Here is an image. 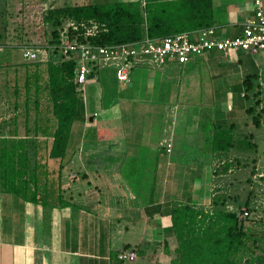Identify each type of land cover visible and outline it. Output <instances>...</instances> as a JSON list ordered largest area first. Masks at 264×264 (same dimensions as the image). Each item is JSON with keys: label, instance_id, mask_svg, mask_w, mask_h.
Instances as JSON below:
<instances>
[{"label": "crops", "instance_id": "crops-1", "mask_svg": "<svg viewBox=\"0 0 264 264\" xmlns=\"http://www.w3.org/2000/svg\"><path fill=\"white\" fill-rule=\"evenodd\" d=\"M211 3L217 37L238 34L253 9L252 0H211ZM260 5L264 11V0H260ZM226 52L207 51L183 64L136 65L144 68V73L140 68L132 67L129 74H133V78L144 75L145 93L153 98L122 99L126 103L115 102L104 107L105 115H99L96 110L89 114L85 106V84L95 81L96 73L105 68L111 70L110 75L114 78L113 69L105 66L89 74L80 93L83 115L72 122L61 163L54 159L44 160L51 172L58 169L64 175L65 170L66 182L70 185L66 189L61 186V192L67 193L68 204L58 206L51 202L49 209H43L15 194L0 191V264H109L112 253L123 245H128L135 253L131 264L137 257L150 264H164L167 256L162 250V242L170 236L168 218L158 212L160 204L175 200L205 207L209 200L211 166L218 159L212 155L215 148L212 149L209 140L211 129L216 124L235 123L231 133L235 139L236 129L245 127L249 117L232 115L244 111L242 104L237 103L238 97L234 103L237 111L230 112L235 117L233 120L230 121L227 115H213L210 90L234 87L235 82L242 88L244 76L255 73L256 83L260 85L259 105L264 104V71L258 74L255 64L244 56V74L239 83L237 78H231V74L239 69L230 62V55H224ZM258 53L264 55V49ZM235 56L240 64L242 54L235 53ZM198 66H205L207 79L213 80V84H206L205 76L195 78V71L202 69ZM134 68L137 71H133ZM103 73L107 74V71ZM129 74L128 87L132 86ZM200 86L207 90L206 94L201 95ZM187 94L188 99H185ZM238 96L244 97L242 90ZM1 99L0 139L12 138L14 129L15 137L22 138L26 125L24 115H13ZM150 101L153 106L164 105L165 115H152L155 110L151 111V107L150 115H138L142 110L140 106L144 102L150 105ZM192 103L195 106L189 107ZM202 107L208 111L207 115L201 114ZM13 116L15 123L11 121ZM32 119L30 116L29 122ZM109 124L113 126L109 128ZM119 126L122 129L115 130ZM87 128L98 131L86 137ZM144 130V142H137ZM42 139L43 136L32 138L14 151L19 156L22 152L26 154L25 166L28 160L33 166L35 154L42 161L48 150L46 144L40 143ZM165 143L170 144L168 151ZM142 152L145 153L140 154ZM151 183L159 187L150 193ZM71 184L78 187H71ZM103 194L105 199L101 198ZM43 211H47L48 220L41 218Z\"/></svg>", "mask_w": 264, "mask_h": 264}, {"label": "trees", "instance_id": "trees-1", "mask_svg": "<svg viewBox=\"0 0 264 264\" xmlns=\"http://www.w3.org/2000/svg\"><path fill=\"white\" fill-rule=\"evenodd\" d=\"M29 9L23 13H27ZM35 12L31 13L37 16L34 23L37 26L32 24L30 15H27V22L32 25L26 23L27 30L22 29L21 22V27L17 26L16 31L14 27L11 28V35L8 31L4 32V26L0 31V52L6 51L10 61L16 59L11 54L12 51H18L20 56V61L16 60L14 63L17 67L13 68V71L3 70L0 66V97L6 99V107L13 115H24L26 121L22 138L15 137L17 132L14 129L12 138L0 139V191L15 194L28 203L49 209L54 203L64 206L68 201L62 198L59 174L54 178L48 170L43 169L46 167L44 160L54 159L61 163L72 122L83 115L81 95L77 91V85L72 81L74 56L72 53L61 55L59 50L60 30L65 23L69 20L76 24L88 21L99 23L100 29L94 36H83L80 30L70 29L66 31V35L80 42L103 45L135 41L143 36L162 37L173 32L207 27L214 25L215 19L211 0H144L143 4L142 0L63 3L48 6L46 9L41 7ZM25 44L46 48V60L22 59L19 46ZM5 62L9 61L5 59ZM256 76L245 75L241 84L244 98L247 97V91H250L254 98L253 105L246 106L243 112L250 116L252 124L257 128L260 122L264 121L262 120L264 109L259 106L260 85L256 83ZM4 80L9 82L7 92L5 90L2 92ZM30 104L34 110L32 122H29L28 115ZM257 105L259 107L256 110ZM15 120L16 117L13 116L12 123H15ZM234 126L235 123L227 126L216 124L211 129L212 136L209 140L212 149L215 148L212 155L224 158L213 173L224 172L232 163L239 165L242 161L248 160L246 157L243 160L241 157L230 159L229 150L237 152L244 150L249 153L250 149L255 148L250 132H245L246 135L242 139H234L231 134ZM41 136L43 139L40 143L48 146L45 156L41 161L38 154H35L33 166H30L29 160L25 166L26 154L22 152L19 156L14 151L29 142L28 140ZM56 178L59 192L54 195L55 190L51 184L56 183ZM251 178L248 175L244 180L247 185ZM156 187L159 185L151 183L150 193L156 190ZM191 188L190 185L189 195ZM248 189L243 201L238 202L239 199L233 197L230 199L232 204L233 201L238 202L239 206L242 203L243 208L247 210L246 216L237 213L241 212L239 208L237 211L226 209L225 203L229 201L231 195L210 197L208 208L175 200L163 201L158 212L168 218L167 232L170 236L169 240L165 238L162 242V250L167 256L164 264H264V248H260L261 251L251 258L245 259L248 248L244 238L248 229L244 222L247 219L250 221L252 207L249 206V198L253 191L251 186ZM46 212H42L43 220H48ZM255 241V237L252 236L251 242ZM122 252L133 250L129 249L128 245H123L121 249L112 253L109 264H123L118 258Z\"/></svg>", "mask_w": 264, "mask_h": 264}, {"label": "rangeland", "instance_id": "rangeland-1", "mask_svg": "<svg viewBox=\"0 0 264 264\" xmlns=\"http://www.w3.org/2000/svg\"><path fill=\"white\" fill-rule=\"evenodd\" d=\"M113 1H121V0H0V31H2V26L4 29V32H9V34H12L11 28L14 27V30L18 29V27H21V22H22V29L24 28L27 30V26H25L26 23H29L30 26L31 23L27 22V15H30V19L32 20V24L34 26V23L36 22L37 16H35L36 13L35 11H38L39 8L42 7V9H46L48 6L52 5H61V4H72V3H89V2H95V3H104V2H113ZM144 1V0H142ZM29 2H32L34 4L30 5ZM30 8V9H29ZM26 9H29L27 13H23ZM33 12V13H31ZM3 21H5V25H3ZM18 26V27H17ZM33 29V28H32ZM9 35V39L11 38ZM7 39V38H6ZM12 40V39H11ZM14 41V40H13ZM230 52V53H229ZM235 53L242 54V57L240 59V64H237V59L235 58ZM12 55H14L15 61L18 60L20 61V56L18 51L14 50L11 52ZM260 53L256 54L254 53L253 55L243 53V52H231L227 51L224 53V55H230L229 59L231 63H234V68L239 69V71H236L235 74H231V78L235 79L240 83V79L242 75L244 74V67L245 64L243 62L244 56L248 58V61H251L255 64L256 70L258 74L260 72L264 71V55L259 56ZM5 59H7L9 62H5ZM15 61H10L8 58V54L6 51L0 52V66L3 70H11L13 71V68L17 67L14 65ZM166 64V62L164 63ZM163 64V65H164ZM167 64H172L170 62H167ZM174 64V63H173ZM135 68H140L136 67ZM150 67V66H147ZM202 67V66H198ZM134 68V69H135ZM133 71H137L136 69ZM141 72L144 73V68H140ZM235 69V70H236ZM106 70L107 74L103 73V71ZM109 70V72H108ZM153 72V71H152ZM111 70L110 69H103L99 70L98 73H96L95 77L98 76V78L93 81H88L87 84H85V91H84V97H85V106L86 109L88 110L89 114L92 112V110H96V112L99 113V115H105L106 110L104 107L108 106L109 104H114L115 102L118 103H126L122 99H127L130 101L131 99H150L153 98V95H147L145 93V77L140 76L139 78H133V74H129V79H131L132 86L128 87L127 82H121L120 84H117V80L115 81L113 77L110 75ZM158 73V70L157 72ZM171 73V72H168ZM242 74V75H241ZM255 74V73H253ZM194 75L196 76L195 78H199L202 76H205V79L208 80L205 82L206 84H213L211 79H207L208 77V72L206 71L205 66L202 67L201 70L195 71ZM210 81V82H209ZM1 82V78H0ZM86 82V81H85ZM119 82V81H118ZM254 82V81H253ZM3 90L7 92L9 90V82L4 80ZM215 85V84H214ZM235 87V88H234ZM234 87H228L224 88L223 90H220L222 88H215L213 87L210 91L212 92L213 95V105H210L211 109L213 110V115H227V118L231 121L235 117L232 115H246L243 111L242 112H234L232 115L230 112L234 109L237 111V106L234 104L236 102V99L238 97L237 103L242 104L243 108H245L248 105H253V100L251 92L247 91V97H239L238 94L240 90H243L239 84L236 85V82L234 84ZM237 87V88H236ZM194 89L196 92H198V88L194 86ZM188 90H191L190 88ZM187 91V90H186ZM199 91L201 95L204 93H207V90H204L201 86L199 87ZM264 91V90H263ZM4 92V93H5ZM229 92L231 96L228 95ZM236 93V95H235ZM80 95V93H79ZM188 95L185 99H188ZM196 96V94H195ZM193 96V97H195ZM121 97V100L118 101L117 98ZM192 97V99H193ZM201 98H204V96H201ZM42 99V98H41ZM40 99V100H41ZM191 99V98H190ZM191 99V100H192ZM195 100H198L197 98H194ZM4 98V102H5ZM3 102V99H2ZM8 102V101H7ZM233 103V105H232ZM152 102L150 101V105H146L145 102L142 106L141 111H139L138 115H150V107L152 108L151 111L155 112L152 115H165V107L164 105L160 104L159 106H153L151 105ZM194 103L190 104L189 107H193ZM188 106V105H186ZM264 109V104L259 105ZM258 105L256 106V110L259 107ZM164 107V108H163ZM99 108H101V111H99ZM164 111H163V109ZM115 109V108H114ZM34 113L32 104L29 106V113L28 115L32 116ZM45 113V112H44ZM113 114L117 115L116 112H113ZM202 115H207L208 111L202 107L201 111ZM91 115V114H90ZM170 115V114H168ZM262 120H264V115ZM147 124L149 121H146ZM235 122V121H234ZM114 124V123H113ZM113 124H109L108 127H112ZM122 127L119 126V128L115 130H120ZM248 131L252 133V142L255 144L254 150L250 149V152H237L233 150H229L228 156H230V159L235 158V157H241L240 159L243 160L244 157H246L248 160H253V162L245 160L239 163V165L231 164L229 168L226 171H216L213 173L214 169L217 167V165L224 160V158H218L215 162L212 163L211 166V173H210V180H209V188L210 192L208 193V198L213 197L214 195H231L229 198V201L226 202V209L228 210H234L237 211V208L241 209L243 208L242 203L239 206L240 201H243L246 191H248L249 186H251V189H253L252 194L250 196V204L249 206L252 207V211L250 213V221H245L244 224L247 227L248 231L246 234V238H244V243L247 246V253H246V258H251L254 254L259 253L261 251L260 248H264V121H262V125L259 127H255L250 119V116L247 118V124L245 123L244 126H240L238 129H236V139H242L246 134L244 131ZM98 129L94 128L93 130H90L87 128L84 132L85 136L88 137V134L91 132H96ZM146 135V130H144L143 135L140 139V141L143 143L144 141L142 140ZM147 138V137H146ZM249 151V150H248ZM145 152H142L140 154H144ZM223 154V153H220ZM40 157V156H38ZM37 158V157H36ZM41 158V157H40ZM248 161V162H247ZM43 169H46L50 172V174L55 178V175L58 177V174L60 176L59 183L61 186H63L64 189H66L70 183H67V175L65 173V170L63 171L64 175H61L57 169L52 170V172L44 167ZM256 172V173H253ZM53 173V174H52ZM252 173V174H251ZM250 175L251 182L249 185L244 181L247 176ZM48 175V179H50ZM56 183L54 185L51 184L52 188L55 190L54 195L58 194V186H57V181L58 178L55 179ZM87 186V185H85ZM71 187H78L74 186L71 184ZM91 187H88L90 189ZM205 192V190L203 191ZM62 198L66 199L65 196H67V193H62ZM205 195V193H204ZM106 195H102L101 198L105 199ZM239 199L238 202L233 201V204L231 203V200ZM86 202V201H85ZM209 207V200L206 202L205 207L203 208H208ZM241 216V214H239ZM252 236L255 237V243L251 242ZM131 264V263H128ZM133 264H150L149 261L142 260L140 257H137L135 262Z\"/></svg>", "mask_w": 264, "mask_h": 264}, {"label": "built area", "instance_id": "built-area-1", "mask_svg": "<svg viewBox=\"0 0 264 264\" xmlns=\"http://www.w3.org/2000/svg\"><path fill=\"white\" fill-rule=\"evenodd\" d=\"M143 4V1H142ZM253 9L241 26L240 32L232 37H217L216 26L210 25L188 31L173 32L162 37L150 38L143 36L135 41L115 44L97 45L80 42L66 35L68 29L78 31L83 36H94L100 29L95 21L80 22L69 20L60 30L59 50L61 55L73 54L75 59L74 76L72 81L77 85L79 93L87 76L99 68L111 66L113 76L119 82H127L132 67L145 64L160 66L165 62L183 64L194 57L211 50L242 51L249 54L264 49V11L260 0H252ZM21 58L26 61L35 59L46 60L47 49L42 46L25 44L19 46ZM166 151L169 143H165ZM241 216H246L247 210L240 209ZM118 258L123 264L131 263L135 253L122 252Z\"/></svg>", "mask_w": 264, "mask_h": 264}]
</instances>
